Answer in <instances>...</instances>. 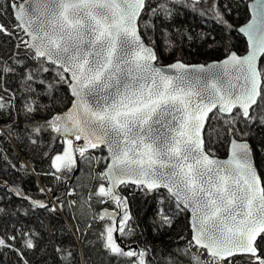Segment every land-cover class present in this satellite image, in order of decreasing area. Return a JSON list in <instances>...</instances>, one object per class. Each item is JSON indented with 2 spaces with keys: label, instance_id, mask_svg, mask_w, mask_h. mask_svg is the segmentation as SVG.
Instances as JSON below:
<instances>
[{
  "label": "snow or ice",
  "instance_id": "snow-or-ice-1",
  "mask_svg": "<svg viewBox=\"0 0 264 264\" xmlns=\"http://www.w3.org/2000/svg\"><path fill=\"white\" fill-rule=\"evenodd\" d=\"M191 2L232 27L231 4ZM183 4L0 0V131L39 155L47 169L36 174L55 185L38 195L14 186L8 175L28 165L0 146V201H16L0 207V264H80L52 222L91 202L103 206L98 238L121 264H264V164L249 139L264 128V0H236L245 54L225 46L219 61L164 64L183 35ZM82 162L102 163L83 193L69 186ZM136 197L152 201L157 227L188 213L190 234L163 249L122 246Z\"/></svg>",
  "mask_w": 264,
  "mask_h": 264
},
{
  "label": "trees",
  "instance_id": "trees-1",
  "mask_svg": "<svg viewBox=\"0 0 264 264\" xmlns=\"http://www.w3.org/2000/svg\"><path fill=\"white\" fill-rule=\"evenodd\" d=\"M220 3L231 4V14L227 17L232 25L230 29L219 22L212 13L206 11L207 5L196 6L192 2L184 0L182 6H177L175 10L177 15L176 30L187 35L189 39H184L183 35L175 37L176 42L170 45L169 50L162 53V63H171L177 58L190 63H208L220 60L224 58L225 46L240 54L245 53L246 42L237 30L246 21L244 7L242 4L237 7L236 0H220ZM0 135L4 137V140L0 141V146L6 143L11 149V156H18L23 163L28 165L27 172L21 170L19 175H8L9 180L15 181L14 186L22 185L30 189L33 195H38L37 185L39 187L55 186L50 178L36 174L47 169V163L39 155L34 154L30 147L21 149L15 137H10L3 131H0ZM249 139L257 151V162L264 164V145L261 143L264 141V128L252 129ZM215 147L217 156L225 157L227 155L225 146L216 142ZM97 154L105 155L106 153L98 152ZM99 168H102V163L92 166H89L87 162L80 163L74 177L69 181V186L77 188L81 193L90 189L95 182L94 177ZM9 199L11 200V197ZM15 203L16 201L11 203L0 201V207L12 210ZM151 205V200L145 203L140 197H136L132 201L130 211L135 217V233L123 237L117 241L118 243L122 246L130 244L132 247L152 245L157 249H163L178 243L179 236L190 234L188 213H180L174 219L171 227H157L158 221L154 219L155 209L149 211ZM102 210L103 206L95 202H91L90 206L88 203H84L83 207L76 209L69 207L66 213L61 212L59 219L52 222L62 239L71 240L75 244L80 264H121L122 258L114 257L108 253L103 242L98 238L99 221L92 222V216L100 214ZM39 215L44 217L45 225H48L47 214L39 213ZM89 224L92 225L90 228L87 226ZM77 228L81 231L77 232ZM33 259L38 261L40 255L37 254ZM5 260L7 261L8 258L5 257Z\"/></svg>",
  "mask_w": 264,
  "mask_h": 264
},
{
  "label": "water",
  "instance_id": "water-1",
  "mask_svg": "<svg viewBox=\"0 0 264 264\" xmlns=\"http://www.w3.org/2000/svg\"><path fill=\"white\" fill-rule=\"evenodd\" d=\"M187 1H189V2H191V0H187ZM238 33L244 38V40H245V42H246V47H248V43H247V38L243 35V34H241L239 31H238ZM237 54H239V55H243V54H240L239 52H237V51H235ZM245 54V53H244ZM223 59V58H222ZM222 59H220V60H222ZM215 61H219V60H215ZM212 62V61H211ZM211 62H208V63H211ZM199 64H204V63H199ZM253 147V146H252ZM219 157V156H218ZM219 158H221V159H227L228 157H227V155L225 156V157H219ZM12 187V186H11ZM189 215V214H188Z\"/></svg>",
  "mask_w": 264,
  "mask_h": 264
}]
</instances>
